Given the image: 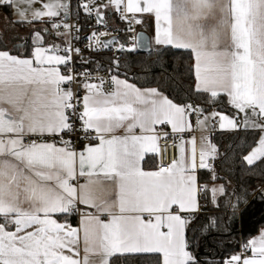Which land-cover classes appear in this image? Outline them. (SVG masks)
I'll return each mask as SVG.
<instances>
[{"label":"snow or ice","instance_id":"1","mask_svg":"<svg viewBox=\"0 0 264 264\" xmlns=\"http://www.w3.org/2000/svg\"><path fill=\"white\" fill-rule=\"evenodd\" d=\"M36 2L0 0V6ZM121 3L109 0L122 19L125 13L154 16L155 45L194 54V90L209 94V102L223 93L238 113H245L243 127L261 135L244 159L248 165L264 162V0H126L123 9ZM70 7V0H49L31 12L32 20L26 19L27 8L17 7L21 19L15 23L61 17L52 28L63 27L65 32L55 35L67 36ZM33 42H41L39 32ZM59 51L70 49L37 46L27 57L0 50V264H114V256L125 254H159L158 264H199L188 250L189 219L183 213L198 208L194 173L197 167L210 168L215 145L202 137L198 151L192 137L190 156L182 142L178 159L167 167L147 171L142 164L156 151V125L190 132L188 117L195 114L204 131L209 116L200 119L204 109L174 103L156 88L142 89L115 75L109 89L102 78L98 83L85 79L81 97L71 89L72 69L64 75L59 67L69 65L70 55L49 54ZM114 64L119 67V61ZM216 117L221 129L241 126L236 117L212 112ZM119 128H125L124 136L113 134ZM76 132L98 143L77 152L71 140ZM44 136H59L60 146L33 139ZM224 191L213 188V199ZM241 203L247 200L237 197L232 203L233 217ZM77 213L82 235L67 223ZM242 247L252 255H233L224 264H264V230Z\"/></svg>","mask_w":264,"mask_h":264},{"label":"trees","instance_id":"2","mask_svg":"<svg viewBox=\"0 0 264 264\" xmlns=\"http://www.w3.org/2000/svg\"><path fill=\"white\" fill-rule=\"evenodd\" d=\"M76 7L73 6L75 10ZM36 24L34 21L15 23L11 7L0 6V50L29 56L33 48L31 35L39 29ZM44 33L45 37L49 36V32ZM118 61V68L115 64L101 68L139 88H156L174 103L202 108L203 113L216 107L230 117H237L223 96L209 102V94L194 90L193 56L189 50L152 48L149 53L123 54ZM259 135V131L247 129L211 135V143L217 149L213 171L198 172V182L205 186L207 208L187 217L188 250L199 264H224L264 229V162L248 165L244 159L257 145ZM155 164V158L147 157L143 167L154 168ZM213 183L222 185L225 190L215 202L211 201L209 190ZM237 197L245 198L247 203H241L233 217L231 205ZM158 258L155 254H141L114 256L112 259L114 264H158Z\"/></svg>","mask_w":264,"mask_h":264},{"label":"built area","instance_id":"3","mask_svg":"<svg viewBox=\"0 0 264 264\" xmlns=\"http://www.w3.org/2000/svg\"><path fill=\"white\" fill-rule=\"evenodd\" d=\"M125 1L126 0H122L121 9L125 7ZM70 5L71 14L69 17L65 18V22L72 26L70 35L60 37L55 35L56 31L65 32L63 27L59 29L52 28L51 32L59 40L61 49H70L68 53L60 51L61 55H70L71 57L68 66L61 65V72L64 75H68V68L70 67L72 69L71 74L76 78V82L71 84V89L73 93H77L82 97L84 92L81 90V84L85 79L91 83H98L99 80L97 78H102L106 82L104 85L106 89L112 87L107 82L113 74L109 70L101 68V66L113 65L114 61H118L123 54L136 52L135 37L139 31H143V19L131 13H125L126 18L122 19L120 11L116 10L114 5L109 6V0H70ZM74 5L77 6L76 10L73 8ZM81 5H87L88 9H91V13L89 14L88 9ZM97 12H99V16H97ZM136 20H141L142 22L136 23ZM129 21H131V23H129ZM52 23L60 24L61 17L52 18V22H48V24L52 27ZM77 29H79V31H77ZM127 29H131V31ZM93 33L96 34L95 37L89 39L92 37ZM121 44L125 45L124 51L119 50ZM133 46H135V51L127 50ZM76 49H79V52H76ZM85 71L90 74L87 78L82 75ZM64 87H67V85H64ZM202 117L203 115L200 119ZM188 119L192 127H194L197 116L193 114L188 117ZM238 122L239 119L237 118V123ZM260 123H264V120H261ZM77 124H79V122H77ZM218 126L219 120L213 119L211 121V130L209 133L211 135L216 133ZM83 135L84 134L81 132H76L71 136V140L73 141L72 147L77 150V152L82 150L86 143H97V141L82 138ZM157 135L158 141L155 159L156 169L159 170V167H167L175 160L176 143L183 136L169 131H161ZM33 139H36L38 143L55 142L56 144H60L59 136L33 137ZM64 139H69V137L65 135ZM215 162L216 156L215 159H209L207 161L210 168L199 169L211 172L213 171ZM198 188V213H200L207 208V203L204 200L205 186L199 183ZM77 215L79 216L80 214L77 213ZM239 254L245 256L252 255L250 251L244 252L243 247L236 253V255Z\"/></svg>","mask_w":264,"mask_h":264},{"label":"crops","instance_id":"4","mask_svg":"<svg viewBox=\"0 0 264 264\" xmlns=\"http://www.w3.org/2000/svg\"><path fill=\"white\" fill-rule=\"evenodd\" d=\"M20 4H22V3H18V4H14L13 5V7H11V9H12V11H13V13H14V11H15V9H16V5H20ZM125 4H126V1H125ZM131 14H133V13H131ZM133 15H135V16H139V17H141L142 19H143V31H145L148 35H149V37H150V43H151V47L152 48H160V47H171V46H157V45H155V42H154V36H155V31H156V22H155V18H154V16L153 15H150V14H142V13H135V14H133ZM13 18V17H12ZM27 20H32V17H31V15H27ZM35 22V21H34ZM31 23V22H30ZM30 23H26V24H30ZM37 26H38V28L39 29H37L36 31H34L33 32V34L31 35V42H32V44H33V48H32V50H31V52L34 50V48L35 47H37V46H41V47H44V48H48V49H51V47L53 46V45H55V46H57V47H61V44H60V42H59V40L57 39V38H55V36L52 34V32H50L49 31V24H48V18L46 17V18H43L42 19V22H40V23H37L36 24ZM45 29H47V31H46V33L47 32H49V36L48 37H45L44 36V30ZM37 32H39L40 33V39H41V42L40 43H34L33 41H34V37L36 36V33ZM171 48H173V47H171ZM61 49V48H60ZM173 49H175V48H173ZM177 50H184V49H177ZM190 51V50H189ZM49 54H56V55H61V52L59 51V52H55V53H52V52H50ZM192 56H193V69H194V54H192ZM60 67V70H61V65L59 66ZM194 76H195V69H194ZM119 78V77H118ZM119 79H123V78H119ZM195 83H196V77H195ZM144 89H151V88H144ZM221 96H223L224 97V99H225V102H226V104L229 106V107H231L232 109H234L230 104H229V102H228V97L225 95V94H223V93H221ZM4 108H8L9 110H11V107H10V105H8V104H3L2 105ZM235 110V112H236V115H237V117L239 118V122L238 123H240L241 124V126L238 128V129H245L244 127H243V124H242V120H243V117H244V115H245V113H238V110H236V109H234ZM212 112H220L218 109H216V108H214L213 107V109H211L209 112H207V113H209V114H211ZM204 117V116H203ZM203 117L201 118V119H203ZM215 119H218L219 120V118L218 117H216ZM213 119L210 117L209 118V121H208V124H207V126H206V130H204V131H201L200 129H199V127L197 126V124H195L194 125V127H193V130L192 131H190V132H185V133H176V134H179V135H181V136H183V137H181L180 139H179V141L176 143V149H175V160L176 159H178V156H179V146H180V144L182 143V142H184V146H185V149H186V155L187 156H190V151H191V145L189 144V143H187V141H190L191 139H192V137H195V139H196V145H197V149H198V151H199V148H200V146H201V138L202 137H207L209 140H210V142H211V134L209 133V131L211 130V121H212ZM219 124H220V120H219ZM235 130H237V129H228V128H225V129H221L219 126H218V128H217V131L216 132H223V131H235ZM247 130H253V129H251V128H248ZM135 131V134H141L140 133V130L139 129H135L134 130ZM161 131H169V132H172V130H171V126L170 125H160V124H158V125H156L155 126V131H154V133H152V134H154V135H156L157 136V140H156V149H157V141H158V133L159 132H161ZM256 131H259V130H256ZM192 133H195V134H192ZM259 133H260V131H259ZM114 135H116V136H124L125 134H126V131H125V128H119V129H117L114 133H113ZM39 143H42V142H39ZM98 143V142H97ZM89 144H94V143H86L85 145H89ZM57 146H60V144H57ZM85 147V146H84ZM84 149V148H83ZM251 152V151H250ZM249 152V153H250ZM248 153V154H249ZM155 154H156V151L155 152H149V153H147L146 154V156H145V159L147 158V157H151V158H155ZM247 154V155H248ZM246 155V156H247ZM199 163V158H198V156H197V164ZM142 167H143V164H142ZM144 168V167H143ZM144 170H147V171H156L157 169H156V164H155V167L154 168H148V169H146V168H144ZM200 171V169H199V167H197V169L195 170V175H196V177H197V185H199V182H198V172ZM81 183H83V180H81L80 181ZM212 185V184H211ZM196 199H197V203H198V208H197V210H195V211H193V212H186V213H183V215L185 216V217H188V216H193V215H195V214H197L198 212H199V194L197 193V197H196ZM81 208H82V210H84V211H88V209L87 208H85V206H80ZM64 220H65V218L64 217H60V222H64ZM67 223L68 224H70L72 227H74V228H78V229H81V235H82V225H81V215H77V214H75V215H72V216H69V217H67ZM261 230H264V229H261ZM261 230H259V232L254 236V237H257V236H259L260 235V232H261ZM253 237V238H254ZM252 239V238H251ZM252 254V253H251ZM125 255H141V254H125ZM155 255H158L159 256V254H155ZM236 255V254H235ZM117 256H123V255H117Z\"/></svg>","mask_w":264,"mask_h":264},{"label":"rangeland","instance_id":"5","mask_svg":"<svg viewBox=\"0 0 264 264\" xmlns=\"http://www.w3.org/2000/svg\"><path fill=\"white\" fill-rule=\"evenodd\" d=\"M46 2H49V0H38V2H36V3H33V4H31L30 6L29 5H26V4H24V3H22V4H20L19 6L18 5H16V8L18 7V8H20V9H25V8H27L28 9V15H31V12L33 11V10H41V9H43V5H44V3H46ZM12 20H14V21H17V20H20L21 19V17L17 14V12L16 11H14V13H13V11H12ZM46 18V17H45ZM26 19H27V17H26ZM36 23H40V22H42V19L41 20H36L35 21ZM49 31L51 32L52 31V27L51 26H49ZM28 31V29L26 28L25 29V32H27ZM20 34H22V33H20ZM32 41V40H31ZM218 113H221V114H223V115H226V114H224L223 112H218ZM203 116H209V118L211 117V114H209V113H203ZM226 116H228V115H226ZM230 117V116H229ZM219 118V117H218ZM223 132H232V131H223ZM260 135H261V132H260ZM260 135H259V138H260ZM258 141H259V139H258ZM258 146V142H257V145L255 146V147H257ZM254 147V148H255ZM253 148V149H254ZM252 149V150H253ZM251 150V151H252ZM246 162V161H245ZM247 163V162H246ZM222 185H220V184H218V183H213L212 185H210L209 186V190H210V198H211V201L212 202H215L216 201V199H217V197H219L221 194L218 192L217 194H216V196H215V199H213V195H212V192H211V190L213 189V188H216V189H219L220 187H221Z\"/></svg>","mask_w":264,"mask_h":264},{"label":"water","instance_id":"6","mask_svg":"<svg viewBox=\"0 0 264 264\" xmlns=\"http://www.w3.org/2000/svg\"><path fill=\"white\" fill-rule=\"evenodd\" d=\"M135 46L136 51L139 53H149L152 50L150 37L145 31H139L137 33L135 37Z\"/></svg>","mask_w":264,"mask_h":264}]
</instances>
